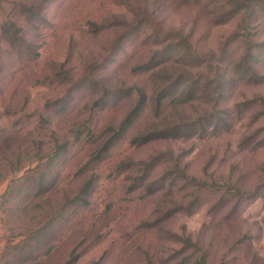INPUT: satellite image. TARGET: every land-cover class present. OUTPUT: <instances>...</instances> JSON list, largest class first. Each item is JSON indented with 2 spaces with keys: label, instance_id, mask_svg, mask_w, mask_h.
<instances>
[{
  "label": "rangeland",
  "instance_id": "rangeland-1",
  "mask_svg": "<svg viewBox=\"0 0 264 264\" xmlns=\"http://www.w3.org/2000/svg\"><path fill=\"white\" fill-rule=\"evenodd\" d=\"M0 264H264V0H0Z\"/></svg>",
  "mask_w": 264,
  "mask_h": 264
},
{
  "label": "trees",
  "instance_id": "trees-1",
  "mask_svg": "<svg viewBox=\"0 0 264 264\" xmlns=\"http://www.w3.org/2000/svg\"><path fill=\"white\" fill-rule=\"evenodd\" d=\"M237 1L240 2V3H246V2H247V0H241V1H240V0H237ZM26 6H27V5L24 4V7H26ZM26 9H27L28 11L31 10V9H29V8H26ZM7 23L12 24V25H15V21H14V20H12V21L8 20ZM176 35H177V36H181V34H179V33H177ZM185 38H186V37H184V40H185ZM184 42H186V41H184ZM162 97H163V95H161L159 98H157V99H158L157 101L161 102Z\"/></svg>",
  "mask_w": 264,
  "mask_h": 264
}]
</instances>
